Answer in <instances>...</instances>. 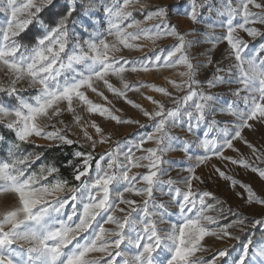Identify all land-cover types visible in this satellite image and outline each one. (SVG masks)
Listing matches in <instances>:
<instances>
[{
	"label": "snow or ice",
	"instance_id": "obj_1",
	"mask_svg": "<svg viewBox=\"0 0 264 264\" xmlns=\"http://www.w3.org/2000/svg\"><path fill=\"white\" fill-rule=\"evenodd\" d=\"M0 13V264H264V145L245 135L264 139V0H0ZM164 70L178 79L129 80ZM207 238L238 245L205 259Z\"/></svg>",
	"mask_w": 264,
	"mask_h": 264
},
{
	"label": "rangeland",
	"instance_id": "obj_2",
	"mask_svg": "<svg viewBox=\"0 0 264 264\" xmlns=\"http://www.w3.org/2000/svg\"><path fill=\"white\" fill-rule=\"evenodd\" d=\"M144 2L148 3L150 5H163V4H174V3H176V0H144ZM3 16H4V14L0 13V19H2ZM136 16H137L138 19H142L143 18L138 13H136ZM149 23H151V22H149ZM172 23L173 24H177L182 30L187 27V24L185 23V21L181 17L173 16L172 17ZM158 43H159L160 47H167V45L169 43H171V41L163 40V41H160ZM149 48H150V46H149ZM148 50L149 49H145V51H148ZM223 51H224V47L221 46L219 48V50L217 51V53H216V57L220 58V56L223 53ZM125 54L129 55V56H140L141 55L140 52H136V51L131 52V53L126 52ZM208 74H209L208 72H205V73H203L200 76V78L204 79V78L207 77ZM164 76H169L170 78L178 79V77L173 76V74H172V72L170 70H164L163 73L153 72V73H150V74H147V75H143L142 74L140 76H137L135 74H129V80L132 81V82H135L136 80H145V81H148V82L156 83L158 85H164L165 84ZM149 94H152V93H149ZM133 98L134 99H139V97H136V96H133ZM117 107H123L128 115L135 116L136 118H139V119L142 120V122H144L143 118L138 116V114L135 112V110L132 109L130 106L124 105L123 103H118ZM106 127H108L109 130H112V131H114L116 133L114 139H119L121 137H124V136L128 135L130 132L134 131V127L133 126H115L114 124H108V125H106ZM176 131H179V130H176ZM245 135L248 136V139L251 140L257 146V148H260L261 145H264V139L261 138V133L260 132H257L255 134L248 132V133H245ZM43 143H45V142L37 140V144H43ZM148 146H151V145H148ZM107 147H108L107 145L100 146L97 149V151L98 152L99 151H103ZM237 147H239L241 149V151L245 153V155H250L249 150L245 146H243L242 144L237 143ZM1 151H3V150H0V152ZM3 153L4 154L0 153V156H3V155L6 154L4 151H3ZM227 154L228 155H234V153H231V152H228ZM182 156H183L182 153H169L168 154V158L169 159L177 160V161L181 160ZM213 163H216V161L213 160ZM237 170L240 171V173H241L240 178L245 179V180H249L248 178L245 177V175H243V170H240V169H237ZM177 171H178V169L173 170L171 175L173 177H175L177 175ZM202 171L206 174L209 171V169L205 168V169H202ZM250 180H251V182H253V186L259 192V190L257 188V183L253 179H250ZM209 189L213 190V191H222L223 190V184L221 183L220 189H217L215 185H209ZM229 203H231L233 207H236V205L238 203H240V201L232 199V200L229 201ZM249 209L250 208H245L244 209L245 214L249 215V216L253 215V214H251L252 212L259 213V211H260V210L252 209L254 211L250 210L251 212H249ZM259 236H260V233L256 235V237H259ZM231 245H238V242L234 241V240L218 241V240H215L214 238H207V247H209L211 249V251L204 252V253H199L198 255L203 256L205 259H210L212 257V255H213V253L217 249H222V248H225V247H229Z\"/></svg>",
	"mask_w": 264,
	"mask_h": 264
},
{
	"label": "trees",
	"instance_id": "obj_3",
	"mask_svg": "<svg viewBox=\"0 0 264 264\" xmlns=\"http://www.w3.org/2000/svg\"><path fill=\"white\" fill-rule=\"evenodd\" d=\"M9 138H11V136H10ZM25 148H26L27 151H40V149H37V148L35 147V145H25ZM0 153H1V154H4L3 151H1ZM57 155H58L57 153L53 152V153L51 154V157L54 158V157H57ZM65 176H69V172H65ZM257 234H259V232H257L256 235H257Z\"/></svg>",
	"mask_w": 264,
	"mask_h": 264
},
{
	"label": "crops",
	"instance_id": "obj_4",
	"mask_svg": "<svg viewBox=\"0 0 264 264\" xmlns=\"http://www.w3.org/2000/svg\"><path fill=\"white\" fill-rule=\"evenodd\" d=\"M245 133H248V132L246 131ZM243 175H244V173H243ZM245 177L248 178L249 180H250V179H253V180L257 183V188H258V190H259V191L261 190L262 185L260 184V182H259L258 180L255 179V177H253L251 174H249L248 176H245ZM252 209H254V210H259L258 208L253 207V208H250V209H249V212L254 211V210H252ZM250 210H251V211H250ZM251 214H253V215H257L258 213H256V212H252Z\"/></svg>",
	"mask_w": 264,
	"mask_h": 264
}]
</instances>
